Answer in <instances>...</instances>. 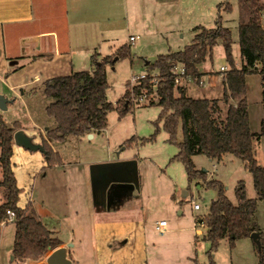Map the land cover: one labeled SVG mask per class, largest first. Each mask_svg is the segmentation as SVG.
Listing matches in <instances>:
<instances>
[{"label":"crops","instance_id":"crops-1","mask_svg":"<svg viewBox=\"0 0 264 264\" xmlns=\"http://www.w3.org/2000/svg\"><path fill=\"white\" fill-rule=\"evenodd\" d=\"M262 1L264 4V0ZM164 3H168V0H0V94L11 100L5 110V112L10 110L9 116L8 112L7 116L3 111L1 112L5 122L9 125L18 122L24 133L35 143L41 144V138L44 137L43 130L38 129L39 131L36 132V128L43 123L42 125L48 129L55 122L46 114L48 99L44 93V82L58 75L85 70L86 67L91 66L92 54H96L97 58L101 59L115 52L121 45L136 42L141 36L136 26L137 22H134L136 12L149 8L158 9L166 5ZM262 13L264 28V8ZM151 16L152 22L155 21L154 16ZM131 26L137 29L136 33L131 30ZM130 36H134V40L131 41ZM148 61L150 60L145 62L146 65ZM202 65L204 64L199 65L202 72L200 85L197 84L199 91L196 95L189 94V96L209 98L210 94L223 93V73H220V68L217 69L219 73L214 75L204 70ZM107 67L114 69L113 66ZM144 72L146 69L140 74ZM257 77L261 82L260 76ZM186 89L188 92L189 85H186ZM261 93L262 82L260 96ZM261 102L264 107L262 96ZM18 104L25 109L27 118L31 114L37 116L36 120L31 115L32 120L38 122L35 126L30 124L28 127L22 126L23 121L17 115ZM42 115L43 122L39 120ZM34 122L31 121V124ZM95 135L96 133L93 132L89 138L94 140ZM68 136L64 141L57 142L56 146L49 141L53 150L61 155L62 159V152H59L57 147L60 143L68 141ZM135 141L138 144L139 141ZM107 153L109 154L110 150H107ZM197 155L193 156V159ZM227 155L218 161L210 159L215 164L209 176L212 177L216 173L217 163L222 164L227 158H230V162L233 161L232 157L235 156L226 157ZM110 158L85 160L82 166L65 167L63 160L62 164L47 166L46 158L41 151L21 147L13 141L12 170L17 187L21 190L17 205L25 208L29 203L43 224L55 232V235L57 234L56 237L62 244L72 243L69 255L74 264H194L190 253L199 241L203 240L201 237L206 228L196 227L194 217L197 211L192 209L191 217L189 214L184 216L182 203L189 195V190L183 191L180 200L176 196V186L173 185V192L166 194L170 195L171 205L176 207V212L170 210V205L164 204V211L152 221V228L149 229L146 227L148 222L146 219L151 218V208L154 207L152 200L155 196H148L146 205L150 206L145 209L142 205L144 199L143 195H140V186L134 185L136 194L130 193L125 188H119L126 191L112 192L114 195L112 194L108 200V185L104 180L106 176L93 183V175L83 166L87 163L90 165L99 162L97 168H94V174L108 173L106 166L111 163ZM240 163L245 168V164L242 161ZM199 167L200 165L195 166L196 169ZM248 175L252 179L250 171ZM237 181H233L235 187ZM171 182L174 183V180ZM244 185L246 196L250 198L247 189L249 185L246 181ZM228 199L235 203V192L232 200L231 196H228ZM191 201L194 200H188ZM260 201L264 200L257 201L255 215L259 211ZM164 218L167 220V227L161 237L169 239L168 244L173 245L172 251L167 248L163 250L165 244L158 245L159 239L155 237V232L158 233L155 229L156 221ZM8 222H12V219L4 220L1 224L0 253L3 251L2 230ZM258 228L263 247V231L261 226ZM245 238L250 240L249 247L254 252L256 246L253 239ZM176 246L182 248V253L191 259L175 260ZM86 251L91 259L84 257ZM11 256L12 245L6 250L2 264H10ZM254 256L258 261L257 255ZM13 262L16 263L15 260ZM38 262L35 264H41ZM17 263L28 264V261Z\"/></svg>","mask_w":264,"mask_h":264},{"label":"trees","instance_id":"trees-1","mask_svg":"<svg viewBox=\"0 0 264 264\" xmlns=\"http://www.w3.org/2000/svg\"><path fill=\"white\" fill-rule=\"evenodd\" d=\"M219 9L231 10L229 0ZM262 0H238L239 48L241 67L236 65L233 54L232 31L222 25V17L215 20L214 27H194V38L190 44L177 51L160 54L147 63L143 78L135 83L127 81L126 90L116 103L109 101L106 66L119 59L132 60L130 45L118 47L109 56L97 59L92 54L91 68L77 70L67 75H58L44 82V93L48 99L46 114L55 121L53 128L47 129L48 139L42 137V153L47 166L59 165L62 157L55 152L50 140L64 141L66 136H85L100 133L108 126V114L116 109L119 118L138 105L142 96L155 95L146 101L158 105L161 111L154 122L155 130L142 142L155 139L160 129L167 133L168 141L176 143L178 152L173 157L181 161L187 171L189 182L202 179L206 187L217 190V196L210 203V210L204 215L206 231L201 238L210 243L209 264H215L212 253L220 241L228 239L231 247L238 239L249 237L259 231L254 216L258 200H264V166L258 164L253 151L255 140L264 138V118L260 130L253 132L249 126L246 77L257 73L262 82L264 103V28L262 27ZM221 44L228 69L223 72L224 89L221 100L192 98L186 95V87L175 83L174 68L181 65L184 77L199 83L202 72L200 64L212 62L214 47ZM157 70L154 77L152 71ZM156 80V87H153ZM181 126L182 139L178 142L176 131ZM21 129L18 122L9 125L0 111V190L3 202L0 203V230L4 220H9L7 210L14 212V240L12 255L17 262L39 258L48 251L61 246L62 242L34 214L28 203L25 208L17 205L20 189L17 187L12 170L13 135ZM136 140L135 137L128 141ZM204 154L209 159L221 160L224 155H234L245 164L252 174L256 197L248 198L243 180H238L235 190L236 202L226 196L225 186L219 180H206L205 172L196 169L193 156ZM197 217V216H196ZM196 219V218H195ZM263 248V247H262ZM259 264H264L261 255Z\"/></svg>","mask_w":264,"mask_h":264},{"label":"rangeland","instance_id":"rangeland-1","mask_svg":"<svg viewBox=\"0 0 264 264\" xmlns=\"http://www.w3.org/2000/svg\"><path fill=\"white\" fill-rule=\"evenodd\" d=\"M226 0H168L166 5L159 7L158 9H148L136 12V18L134 22H137L136 26L140 32V38L134 41L130 45L129 51L131 52L132 60L120 59L117 60L116 64L109 65L113 66L114 69L108 68L106 66L107 82L110 86L108 89L109 101L116 103L118 98L122 97L126 90V83L129 81L131 84L135 83L140 77V73L144 71L147 67L145 62L148 63L154 61L160 54L167 53L169 51H177L182 49L184 46L191 43L196 32H194V27L202 26L204 28H211L215 25V20L221 16L222 25L227 27L232 31V48L233 54L236 59L238 67H241V51L239 48V31H238V0H229L231 3V10L225 11L223 8L219 9L218 4L224 5ZM155 14V15H154ZM131 15V14H129ZM154 20L152 22V16ZM157 16V18H156ZM134 33L137 29L133 26L130 27ZM143 30V31H142ZM214 56L212 62L206 60L203 62L204 70L212 72V74L219 73L217 69L225 66V71L228 69V65L224 57V48L221 44L214 47ZM99 59V58H97ZM91 65V64H90ZM86 67L85 69H90ZM145 73V72H144ZM157 70L152 71V75L155 77L157 75ZM259 74L251 73L247 76L246 82H248V90L246 99H248V116H249V126L251 131L257 132L260 130V124L264 118V107L261 102L260 96V85L261 82L257 77ZM156 82V80H153ZM216 83L219 84L218 80ZM189 85V91L186 95L192 96L196 95L199 91V86L190 81L189 78H182L181 83ZM200 85V84H199ZM156 85H154V88ZM189 96V97H192ZM206 95H204L205 97ZM223 93L218 92L213 95H209V100H221ZM149 98H156L155 95L144 97L142 101L140 100L138 105H135L131 110L118 119V111L116 109L110 111L108 114V126L104 130L103 134L96 133L95 139L89 138L88 135L79 138L73 135L68 136V141L65 143H60L57 147L59 152L63 155V164L65 167L68 166H82V162L85 160L105 159L106 157H111V163L106 166L108 167V173H103L101 175H95L94 168H97L99 162H94L93 164L87 163L83 166L89 169L92 177L93 183H96L100 178L105 177V183L108 187L112 183H132L135 186H140V195L143 197L145 209L149 204L146 205L148 196H155L153 198L154 207L151 208L150 219L147 218L146 221L149 229L152 228V221L159 217L164 211V204L169 206L170 210L176 212V207L171 205L170 195L173 192V185L176 186V196L180 200L182 199L183 191L189 190V195L183 202L184 206V216L186 214L190 215L192 211V206L188 200L193 199L195 202L201 204V209L195 212L196 216L205 215L210 210L211 201L217 196V190L214 188L206 187L202 179L188 181L187 171L181 161L173 159V157L178 152V146L176 143L168 141V135L164 129H160L155 135V139L142 142L145 137H150L155 130L154 122L161 111L160 106L154 104H148L146 101ZM19 105V104H18ZM3 111V114L9 116V111ZM6 115V116H7ZM19 119L22 122V126L25 127L28 124L34 125L32 120L33 114L29 115L27 118V113L25 109L19 105L18 114ZM34 119L37 116L33 115ZM43 115L39 117V120H43ZM26 119V120H25ZM52 119V118H51ZM37 120V119H36ZM31 121L34 124H31ZM53 121V120H52ZM43 122V121H42ZM26 123V124H25ZM43 124V123H42ZM40 125L36 128V132H43L44 138L48 139L47 130L45 131V126ZM55 125V122L53 126ZM37 126V125H36ZM49 126V128H53ZM47 129V128H46ZM178 142L182 139L181 126L179 125L176 131ZM135 137L138 140V144L133 141H128L129 139ZM261 140V141H260ZM255 140L253 149L254 155L260 165H264V140ZM53 142L54 146L58 145L57 141L50 140ZM110 150V153H107ZM136 151V153H135ZM109 155V156H108ZM133 157V159H132ZM226 157H232L227 155ZM233 161L230 162V158H227L223 163H217L216 173L209 176L213 164L210 159L204 154H198L196 158L193 159L194 165L198 169L205 172L206 180H219L225 186L226 196H231L235 192L233 181L244 180L246 181L247 188L250 197H254L255 189L251 179L248 175V171L241 165V160L236 157H232ZM115 160V161H114ZM216 161V159H215ZM218 161V160H217ZM133 163V165H132ZM62 164V163H61ZM106 164V163H105ZM107 169V168H106ZM247 171V172H246ZM93 173V174H92ZM170 175V177H169ZM0 178H1V168H0ZM174 180V183L171 182ZM103 180H101L102 182ZM199 185V186H198ZM121 191H125L122 189ZM167 193V194H166ZM167 195V196H166ZM3 202L2 191L0 190V203ZM179 209V206L177 207ZM258 213L254 216L257 225L262 228L264 236V201H260L258 205ZM34 214L40 219V217L34 212ZM165 219V218H164ZM166 220V219H165ZM167 221V220H166ZM158 232V231H157ZM55 234V232H53ZM159 233V232H158ZM155 232V237L159 239L158 245L165 244L162 249L165 248L173 250V245L168 244V240L162 238L161 234ZM57 236V234H56ZM182 239V236L180 237ZM14 240V224L8 222L2 230V242L1 247L3 249L0 253V264H2V258L6 255V250L9 247H13ZM254 242V241H253ZM264 243V238H263ZM250 240L248 238H241L237 240L233 247H231L228 239H223L220 241L217 249L212 253L215 264H258L261 255L264 256V246L261 250L257 247L251 251ZM256 246V245H255ZM192 244V248H193ZM210 248V243L208 241L200 240L198 245L194 247V250L190 255L192 256L194 264H209L210 256L208 251ZM182 248L176 246L175 260L191 259L186 256L181 251ZM48 251H50L48 249ZM47 251V252H48ZM89 251V248H88ZM88 251L84 254L86 259H91ZM42 255L38 261H33L28 259V264L41 263L44 261L45 255ZM180 254V256L178 255ZM257 255L258 261H256ZM25 261V260H23Z\"/></svg>","mask_w":264,"mask_h":264},{"label":"water","instance_id":"water-1","mask_svg":"<svg viewBox=\"0 0 264 264\" xmlns=\"http://www.w3.org/2000/svg\"><path fill=\"white\" fill-rule=\"evenodd\" d=\"M11 102L8 98L0 94V110H6L7 104ZM89 137L91 134H87ZM13 141L15 144L26 147L27 149L31 150H39L42 152L43 147L39 143H35L33 139H31L30 136H28L26 133L23 132V130L19 129L14 132L13 135ZM117 188H125L130 193L136 194V190L134 188V185L132 183H112L107 190V197H112V192H115ZM250 238L253 239L256 247L258 250H261L262 244L260 240V236L258 231H253L249 235ZM72 246V243L62 244V246H58L54 249H51L44 258V261L41 262V264H74V261L72 258H70L69 255V248ZM11 262L10 264H22V263H14V256H11Z\"/></svg>","mask_w":264,"mask_h":264},{"label":"built area","instance_id":"built-area-1","mask_svg":"<svg viewBox=\"0 0 264 264\" xmlns=\"http://www.w3.org/2000/svg\"><path fill=\"white\" fill-rule=\"evenodd\" d=\"M130 40L132 41V40H134V36H130ZM174 73L176 74V76H175V83L176 84H178V83H181V79L182 78H185L184 77V71H185V69L183 68V66H181V65H178V66H175V68H174ZM224 72L225 71V66H221V72ZM222 72V73H223ZM144 75H145V73L144 74H141L140 75V77L139 78H143L144 77ZM138 78V79H139ZM137 79V80H138ZM156 82H154L153 84L154 85H157V84H155ZM154 85H153V87H154ZM144 97H147L145 94L142 96V98H144ZM142 100V99H141ZM191 204H192V209L194 210V211H199L200 209H201V204H199V203H197V202H195V201H191L190 202ZM7 215L9 216V219H12V218H14V212H12V211H10V210H7ZM196 218V219H195ZM203 219H204V215H199V216H195L194 217V221L196 222V227L199 229L200 227H204L205 226V222L203 221ZM3 223V222H2ZM166 227H167V222H166V220L164 219V220H159V221H156V225H155V229L160 233V234H163L164 232H165V230H166Z\"/></svg>","mask_w":264,"mask_h":264},{"label":"flooded vegetation","instance_id":"flooded-vegetation-1","mask_svg":"<svg viewBox=\"0 0 264 264\" xmlns=\"http://www.w3.org/2000/svg\"><path fill=\"white\" fill-rule=\"evenodd\" d=\"M122 189H119V188H117L116 190H115V192L114 193H116V192H120ZM125 190V189H124ZM126 191V190H125ZM124 191V192H125ZM114 195V194H113ZM112 201H114V199L112 200Z\"/></svg>","mask_w":264,"mask_h":264}]
</instances>
